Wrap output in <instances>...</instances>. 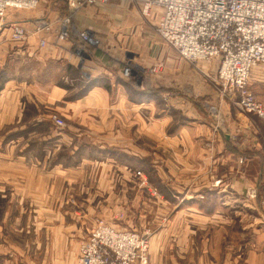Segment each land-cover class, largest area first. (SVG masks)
<instances>
[{
  "label": "crops",
  "instance_id": "crops-1",
  "mask_svg": "<svg viewBox=\"0 0 264 264\" xmlns=\"http://www.w3.org/2000/svg\"><path fill=\"white\" fill-rule=\"evenodd\" d=\"M68 14L75 26L89 31L88 43L58 38L61 18ZM161 16L158 7L143 15L136 0L99 1L77 9L69 8L68 0H41L34 10L9 9L0 21V72L10 69L7 59L17 58L27 68L41 63L48 74L35 69L11 72L0 91V132L18 136L16 143L4 144L2 139L3 166L27 167L34 171L28 178H43V167L49 168L44 170L49 178H116L127 145L134 156L131 165L144 164L149 177L154 179L155 172L167 189L173 183L186 184L185 195L191 197L190 181L204 179L200 188L205 182L211 185L210 191L193 189L194 214L207 219L210 230L225 232L220 236L227 244L216 260L204 254L192 264H264V117L244 112L234 94L220 92L215 81L218 62L183 60L157 33ZM43 17L53 22V30L35 33V23ZM13 24L24 26L29 35L11 40ZM41 38L46 46L40 45ZM127 58L145 75V85L136 83L145 87L141 93L128 92L116 81ZM159 61L166 64L160 77L150 73ZM66 77L73 82H64ZM73 79L91 83L81 97H70L79 90ZM148 88L175 91L167 105L178 111L182 122L165 108L157 111V99L144 92ZM252 90L264 106V64L252 70ZM53 113L69 125L62 130L53 126ZM26 135L32 138L22 143ZM58 149L65 158L55 155ZM155 151L162 158L158 164ZM190 155L191 162L185 159ZM208 167L211 171L205 173ZM251 186L257 190L254 195L248 193ZM250 213L256 222L239 218ZM160 247L154 241L149 264H180Z\"/></svg>",
  "mask_w": 264,
  "mask_h": 264
},
{
  "label": "rangeland",
  "instance_id": "rangeland-1",
  "mask_svg": "<svg viewBox=\"0 0 264 264\" xmlns=\"http://www.w3.org/2000/svg\"><path fill=\"white\" fill-rule=\"evenodd\" d=\"M19 61L21 62V59H7L5 66L10 69L7 72L6 70L0 72V83L2 81L5 83L7 78L11 77V72L16 75L21 74L18 73L19 71H26V69L30 71L35 69L39 73L48 74V70H44L41 63L32 62L27 68ZM130 62L134 64L128 58L123 61L122 76L115 75L116 81L124 85L128 92L131 89H144L145 87H137L136 83L145 85V75L124 77V67ZM187 62L196 64L201 61ZM115 64L116 62H112V65L116 66ZM216 64L218 66V63ZM158 65L159 69L152 71V68ZM165 65L161 61L157 62L150 69V73H154V76H162L161 71L166 70ZM73 80L76 83V79ZM147 80L151 82L150 78ZM65 81L73 82L69 77H66ZM80 83V81L76 83L77 87ZM217 86L222 92L221 86L218 84ZM250 89L252 90V75ZM148 90L153 92V97L157 99L155 101L158 105L157 111L165 108L166 112L173 115L176 122H182L178 111L167 105L168 98L175 91L172 89L151 90L150 88ZM69 91L73 93L76 88L69 89ZM252 92L254 93L253 90ZM227 95L234 96L232 93ZM54 114L61 116L59 113H53L52 116ZM62 118L65 122L63 127L53 124L59 130L69 125V122L64 117ZM29 137L32 138L28 135L21 136V142L29 143L27 142ZM3 138H6L4 144L8 141L13 143L12 140L16 143L18 136L8 138L0 132V264H78L80 243L89 235L99 220H105L120 229L147 233L151 246L149 258L151 257L150 251L154 250V241L158 242L160 249L161 244L168 255H174L180 264H192L190 261L195 259L200 262L198 257L204 254L216 260L222 248H226L227 243L220 236L225 232L210 230L206 225L207 219L194 214L195 192L193 189L199 187L198 189L204 192L210 191L209 182H205V188H200L204 184V179L199 178L197 184L194 180L190 181L188 185L191 189L188 193L192 195L191 197L185 195L187 190L183 187L186 184L173 183V187L168 186L169 189H167L157 180L155 172L154 179L149 177L144 164L139 162L136 166L131 165L129 161L134 156L127 145H123V151H121L125 163H123L120 177L116 173V178H49L50 175L44 171L49 168L43 167L41 171L43 178H28L33 175L34 171L29 172L27 167L13 168L10 166L7 170L6 166H3V152H5L2 148ZM43 147L47 150L49 148L48 145H42ZM25 149L21 145V153H26ZM56 152L55 155H62L65 158L62 149ZM154 156L155 164H158L162 158L156 151ZM241 158L240 162H242ZM185 159L191 162L193 157L190 155ZM26 162L29 163L30 160ZM177 164L175 160L173 165L177 166ZM210 171L208 167L205 173H210ZM256 191L255 187L251 186L248 193L254 195ZM209 203L207 201V205ZM241 217L248 223L257 220V216L253 213L239 216Z\"/></svg>",
  "mask_w": 264,
  "mask_h": 264
},
{
  "label": "built area",
  "instance_id": "built-area-1",
  "mask_svg": "<svg viewBox=\"0 0 264 264\" xmlns=\"http://www.w3.org/2000/svg\"><path fill=\"white\" fill-rule=\"evenodd\" d=\"M41 0H0V21L9 9L34 10ZM108 0H68L69 8ZM148 16L154 7L162 9L157 33L187 61L217 60L216 82L224 94H234L244 112L264 117V106L250 89L252 70L264 64V0H136ZM10 39L21 41L29 35L22 25H11ZM53 22L37 19L34 32L48 34ZM59 39L79 38L88 43L91 34L74 25L71 15L61 18ZM46 46L47 40L40 39ZM159 69V65L152 71ZM124 77L139 75L134 64L127 63ZM57 126L64 119L52 116ZM243 158L241 161L243 162ZM254 191V190H253ZM150 237L130 229H120L99 220L80 243L78 264H149Z\"/></svg>",
  "mask_w": 264,
  "mask_h": 264
},
{
  "label": "trees",
  "instance_id": "trees-1",
  "mask_svg": "<svg viewBox=\"0 0 264 264\" xmlns=\"http://www.w3.org/2000/svg\"><path fill=\"white\" fill-rule=\"evenodd\" d=\"M3 85H4V82L2 81V82L0 83V90L3 88ZM63 85H65V84H63ZM90 85H91V83L81 82L80 85H79V87H78V88H79L78 92L75 93L74 95L70 96V97H72V98H78V97H81L82 95L85 94L86 91H88V89L90 88ZM65 87H68V88H69L70 86L65 85ZM136 91H137V90H136ZM141 92H143V91L138 90V93H141ZM144 92L151 93L149 90L144 91ZM152 93H153V92H152Z\"/></svg>",
  "mask_w": 264,
  "mask_h": 264
}]
</instances>
